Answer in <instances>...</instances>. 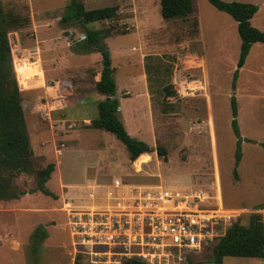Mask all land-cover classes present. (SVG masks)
Returning a JSON list of instances; mask_svg holds the SVG:
<instances>
[{
	"label": "rangeland",
	"instance_id": "1",
	"mask_svg": "<svg viewBox=\"0 0 264 264\" xmlns=\"http://www.w3.org/2000/svg\"><path fill=\"white\" fill-rule=\"evenodd\" d=\"M73 1L2 0L5 11L30 19L9 38L14 64L27 65L29 85H19L35 162L37 167L56 163L47 186L58 197L39 190L0 200V264L96 263L90 245L73 237L69 210L89 207V194L104 195L114 177L133 185H163L187 196L201 194L204 206L220 198L223 206L240 213L244 224L252 213L264 218V207L258 208L264 205V43L253 45L234 87L242 43L238 23L209 0H193L194 13L177 20L163 18L160 0H79L88 9L120 8L116 18L86 25L112 30L104 41L116 68L124 111L120 118L131 136L155 149L132 163L127 147L113 133L89 126L105 98L96 89L103 57L71 47L86 38L81 24L61 22ZM225 1L263 4L252 23L264 30V0ZM148 55L159 56L157 65L168 67L162 78L177 95L165 98L155 81L150 89ZM233 96L242 139L239 163ZM165 100L172 104L167 111ZM158 146L167 151L165 156L158 154ZM16 182L29 189L36 186V177L24 174ZM95 249L105 253L98 264H119L107 253L111 248ZM211 255L206 247L181 263L159 257L146 263L217 264ZM220 264L264 260L226 256Z\"/></svg>",
	"mask_w": 264,
	"mask_h": 264
},
{
	"label": "trees",
	"instance_id": "2",
	"mask_svg": "<svg viewBox=\"0 0 264 264\" xmlns=\"http://www.w3.org/2000/svg\"><path fill=\"white\" fill-rule=\"evenodd\" d=\"M216 8L230 14L238 23V31L242 40L238 69L235 71L233 86L236 87L240 69L246 64L255 43H264V30L256 27L252 19L259 11V5L253 2L209 0ZM161 14L165 20L186 19L190 17L195 7L193 0H160ZM120 13L117 5L88 9L84 3L74 0L68 8L61 22H77L84 28L86 38L75 40L71 47L76 53L88 54L100 52L102 54V75L96 83L97 92L105 98L98 102V117L91 120V128L103 129L113 133L127 147L131 161L137 160L142 154L155 149L147 142L131 136L124 121L120 118V98L117 94L116 68L113 66L112 52L105 45V39L112 36V30L96 29L86 24L97 23L104 20H112ZM29 17L13 11H5L0 0V200H12L22 197L24 194L42 191L58 197L47 186L48 181L56 169V163L50 162L46 166L37 167L35 151L31 142L25 109L23 104V91L19 85L18 75L15 69L12 46L9 34L29 22ZM146 70L149 74L150 89L153 83L162 87L165 98L177 95L174 87L163 81V68L157 61L160 57L148 55L146 57ZM156 61L157 63H153ZM158 80V81H157ZM155 81V82H154ZM159 88V87H158ZM160 89V88H159ZM152 90V89H151ZM172 106L165 100L163 109ZM233 128L239 137L237 148V163L241 161V131L238 124V103L235 96L232 97ZM264 147V143L262 144ZM159 155L165 156L166 150L162 146L157 147ZM133 163V162H132ZM35 175L36 186L29 189H21L16 180L22 175ZM235 176L239 178L238 170ZM263 206L258 208H263ZM213 263H223L226 256L252 257L264 260V218L259 213H252L247 224L241 221L233 223L225 235L216 238L210 245ZM122 264H147L137 259H126Z\"/></svg>",
	"mask_w": 264,
	"mask_h": 264
},
{
	"label": "built area",
	"instance_id": "3",
	"mask_svg": "<svg viewBox=\"0 0 264 264\" xmlns=\"http://www.w3.org/2000/svg\"><path fill=\"white\" fill-rule=\"evenodd\" d=\"M89 197V207H71L69 218L73 237L93 249L94 264L105 254L96 246L111 248L107 253L119 264L126 259L154 263L158 257L181 263L225 235L240 215L218 197L217 204L204 206L201 194L187 196L163 185H133L119 178L106 186L104 195L95 191Z\"/></svg>",
	"mask_w": 264,
	"mask_h": 264
},
{
	"label": "bare ground",
	"instance_id": "4",
	"mask_svg": "<svg viewBox=\"0 0 264 264\" xmlns=\"http://www.w3.org/2000/svg\"><path fill=\"white\" fill-rule=\"evenodd\" d=\"M15 64H16V71H17L18 78H19V83H20V85H21V87L23 89H26L28 87V85H29L28 78H27V71H26V68H27L26 66L27 65H24L21 62L20 63H15Z\"/></svg>",
	"mask_w": 264,
	"mask_h": 264
},
{
	"label": "crops",
	"instance_id": "5",
	"mask_svg": "<svg viewBox=\"0 0 264 264\" xmlns=\"http://www.w3.org/2000/svg\"><path fill=\"white\" fill-rule=\"evenodd\" d=\"M258 5H259V11H260V9L263 7V4H258ZM259 11H258V12H259ZM258 12H257V13H258ZM90 54H91V53H90ZM116 81H117V80H116ZM117 90H118V86H117ZM70 92H71V91H70ZM117 94H118V92H117ZM71 96H72V92H71ZM118 97H119V96H118ZM120 102H121V100H120ZM121 106H122V104L120 103V113H121V111H123V108H122ZM123 112H124V111H123ZM125 113H128V112L125 111ZM85 120H88V119H85ZM85 120H84V121H85ZM90 123H91V119H90ZM90 123H89V124H90ZM124 123H125V122H124ZM146 154H148V153H146ZM132 162H135V161H132ZM115 178H116V177H114V179H115ZM111 183H112V182H111ZM111 183H109V184H111ZM109 184H106V186H108Z\"/></svg>",
	"mask_w": 264,
	"mask_h": 264
}]
</instances>
